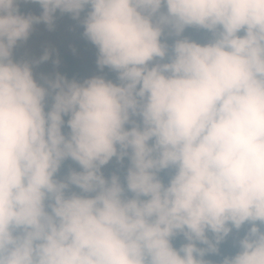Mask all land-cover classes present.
I'll return each instance as SVG.
<instances>
[{"label": "clouds", "instance_id": "clouds-1", "mask_svg": "<svg viewBox=\"0 0 264 264\" xmlns=\"http://www.w3.org/2000/svg\"><path fill=\"white\" fill-rule=\"evenodd\" d=\"M19 2L0 0V264H264V0ZM85 9L115 79L38 80L47 52L14 58Z\"/></svg>", "mask_w": 264, "mask_h": 264}, {"label": "rangeland", "instance_id": "rangeland-1", "mask_svg": "<svg viewBox=\"0 0 264 264\" xmlns=\"http://www.w3.org/2000/svg\"><path fill=\"white\" fill-rule=\"evenodd\" d=\"M21 12L24 14L39 15L41 8L35 0H22ZM87 11V9H85ZM81 12L79 18H74L69 13L55 15L53 26L49 28L43 22L35 24L28 39L19 43L14 49V58L18 60L36 61L45 53H48V59L33 65L34 76L41 80L42 77L54 78L65 64L62 52L66 51L75 56L78 62L84 68V79L93 75H104L110 77L106 71L98 67L96 63L97 51L95 46L88 41L83 35V25L81 23L84 12ZM187 31L197 32L195 28H186ZM184 33V34H185ZM209 33H199L197 41H206ZM171 39V38H169ZM103 171L107 175L114 171L111 161L103 167ZM249 225H244L240 230L233 229L229 233L228 239L232 244L237 245L240 236Z\"/></svg>", "mask_w": 264, "mask_h": 264}, {"label": "trees", "instance_id": "trees-1", "mask_svg": "<svg viewBox=\"0 0 264 264\" xmlns=\"http://www.w3.org/2000/svg\"><path fill=\"white\" fill-rule=\"evenodd\" d=\"M21 1L19 2L18 8L19 11L21 12ZM86 14V11L84 12V15ZM195 31L197 32H191V31H187L184 35L189 36V38L191 39H198L199 37V33H204L206 31L202 30V29H196ZM207 33V32H206ZM65 64L62 67V69L59 71L58 74L66 77L67 79L71 80V79H76V80H80L82 81L84 78V68L83 66L78 62V60L75 58L74 55H72L71 53H68L66 51L62 52ZM104 70L106 71V73L110 76L115 78V73L112 72L110 69H108L107 67L104 68ZM111 165L114 168V171H123V168L121 167V165L115 160V158H113V160L111 161ZM125 165H126V160H125ZM68 167H77V165L74 164V162H72L71 160L65 161L64 165L61 168V174H63ZM162 177L166 180L167 179V175L166 173H161ZM183 240V238L181 236H177L176 238H174L173 243L174 246H178L179 243H181ZM237 250V245L232 244L229 239L228 236L221 242L220 246H219V253L218 254H209L210 259L214 260V261H218L223 255H229L234 253Z\"/></svg>", "mask_w": 264, "mask_h": 264}]
</instances>
